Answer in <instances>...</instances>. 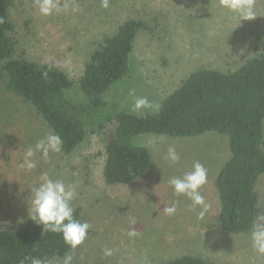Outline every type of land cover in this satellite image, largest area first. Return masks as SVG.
<instances>
[{
	"label": "rangeland",
	"instance_id": "1",
	"mask_svg": "<svg viewBox=\"0 0 264 264\" xmlns=\"http://www.w3.org/2000/svg\"><path fill=\"white\" fill-rule=\"evenodd\" d=\"M13 1L16 11H24L34 19V35L26 45L33 49L35 57L60 60L76 77L80 65L71 55L72 49L83 55L92 46V40L110 30L117 16H127L141 9L149 16H160L161 27L157 33L139 40L131 58L129 76L97 98L85 95L78 88L65 90L70 101L100 112L120 109L133 113L130 91L160 107L179 80L195 67V61L226 65L230 53L254 48L253 38L257 33L254 30L264 27L260 0L255 3L261 16L241 24L234 13L219 6V0H109L107 8L102 7V0H67L78 8L77 12L61 9L49 16L40 14L36 0ZM64 2L60 0L61 5ZM161 57L169 65L165 66ZM13 105L15 118H11L8 128L17 145L11 148L9 159L0 149V225L13 226L25 215L31 188L39 185L42 174H47L51 179L63 180L66 185H75L77 194L72 205L83 208L82 222L91 225L84 243L70 254L72 264H121V261L123 264H159L187 254L199 255L217 264H264V256L252 248L251 234L229 235L222 232L217 223L219 206L213 181L228 157L224 137L137 136L133 144L148 146L152 151V168L146 177L130 186L107 187L100 173L101 160H96L97 153L104 147L107 136L104 133L89 135L71 157L59 152L45 160L38 152L33 157L36 167L31 171L22 168L24 152L29 147L34 148L50 131L29 107L18 101ZM157 111L143 110L134 114ZM169 146L180 154L178 164L170 165L164 159ZM196 161L207 170V183L200 191L210 207L203 220L197 218L191 201L184 196L175 197L167 183L169 178L182 177L191 171ZM259 194L262 202L259 216H264V179ZM174 201L177 211L169 216L163 210ZM131 230L137 232L135 237L128 236ZM105 248L112 250V256H104ZM54 264H63V260Z\"/></svg>",
	"mask_w": 264,
	"mask_h": 264
},
{
	"label": "trees",
	"instance_id": "2",
	"mask_svg": "<svg viewBox=\"0 0 264 264\" xmlns=\"http://www.w3.org/2000/svg\"><path fill=\"white\" fill-rule=\"evenodd\" d=\"M260 1L264 16V0ZM145 13L141 9L117 16L110 30L92 40L83 55L72 49L71 55L80 65L76 77L60 60L35 57L26 45L34 35V19L16 11L13 0H0L2 155L9 159L16 144L8 128L15 118L14 101L29 107L50 133L61 137L60 153L67 157L73 156L89 135L106 134L96 160H101L100 173L107 187L130 186L152 168V151L133 144L137 136L196 139L218 135L227 140L228 157L213 181L219 206L217 223L226 234L248 236L260 214L259 191L264 179V27L254 30V48L230 53L226 65L195 61V67L179 80L155 113L100 112L65 96V90L78 88L89 97H101L131 74L130 62L139 40L152 37L161 27L160 16ZM72 206L75 218L82 222L83 208ZM66 252L71 254L72 249L62 234L44 233L43 226L30 219L29 209L15 225H0V264H31L26 257L54 264L63 260ZM159 264L217 263L187 254Z\"/></svg>",
	"mask_w": 264,
	"mask_h": 264
},
{
	"label": "clouds",
	"instance_id": "3",
	"mask_svg": "<svg viewBox=\"0 0 264 264\" xmlns=\"http://www.w3.org/2000/svg\"><path fill=\"white\" fill-rule=\"evenodd\" d=\"M41 15L49 16L54 11L69 10L73 13L78 8L70 5L65 0L61 5L60 0H36ZM109 0H102V7L107 8ZM219 6L230 13H234L241 24L244 20H253L261 14L258 12L255 0H219ZM45 78L48 73H43ZM133 98L131 111L140 113L143 110H158L159 104H154L146 97L135 96L134 91L129 93ZM63 141L61 137L54 133H48L44 138L38 140L34 148L29 147L23 154L21 167L31 171L36 167L33 157L36 153H41L42 158L48 160L50 154L61 151ZM164 159L170 164L175 165L180 161V154L176 148L169 146ZM168 185L173 190L175 197L184 196L191 201L192 210L197 213V218L203 220L209 211V204L201 194V188L207 183V170L199 162H194L192 170L184 173L182 177H171L167 180ZM75 185H66L63 180L51 179L47 174H42L40 183L37 187L31 188L29 197V217L37 225L43 226V232L62 234L65 244L72 250L84 243L88 236L91 225L88 222H81L75 218V209L72 201L76 197ZM164 213L171 216L177 211V202L164 208ZM135 223V221H133ZM137 232L131 230L128 236L135 237ZM252 248L260 256H264V216H258L257 222L252 225L251 231ZM113 252L111 249H104V256L110 257ZM31 260V264H44V261L35 257H26ZM73 256L65 253L63 264H72ZM23 264V262H22ZM123 264V261H121Z\"/></svg>",
	"mask_w": 264,
	"mask_h": 264
}]
</instances>
